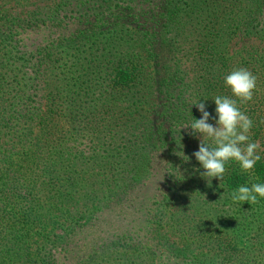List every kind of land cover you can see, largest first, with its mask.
Returning a JSON list of instances; mask_svg holds the SVG:
<instances>
[{
  "label": "trees",
  "instance_id": "16d2710c",
  "mask_svg": "<svg viewBox=\"0 0 264 264\" xmlns=\"http://www.w3.org/2000/svg\"><path fill=\"white\" fill-rule=\"evenodd\" d=\"M238 67L262 159L209 185L181 126ZM257 182L264 0H0V264H264Z\"/></svg>",
  "mask_w": 264,
  "mask_h": 264
},
{
  "label": "clouds",
  "instance_id": "9594fccd",
  "mask_svg": "<svg viewBox=\"0 0 264 264\" xmlns=\"http://www.w3.org/2000/svg\"><path fill=\"white\" fill-rule=\"evenodd\" d=\"M223 80L232 95H216L212 98L215 115L207 110L203 100H194L192 106L198 109L200 116L192 117L190 108L191 122L181 126V129H190V135L199 134L198 148L192 156L203 169L200 175L208 178L206 181L209 185L212 178L221 182L226 165L232 162L238 163L241 171L250 173L262 159L260 144L251 140L249 135L253 120L237 106V99L241 104L252 100L256 76L249 69L238 67L228 72ZM210 119L214 123H209ZM177 154L184 161L190 159L182 150ZM229 196L233 202L255 203L258 198H264V182L252 183L251 186L241 184L231 190Z\"/></svg>",
  "mask_w": 264,
  "mask_h": 264
},
{
  "label": "rangeland",
  "instance_id": "374dc122",
  "mask_svg": "<svg viewBox=\"0 0 264 264\" xmlns=\"http://www.w3.org/2000/svg\"><path fill=\"white\" fill-rule=\"evenodd\" d=\"M230 201L232 202V203H230V205H231L232 207H234V205H236V204L238 203V201H237V202H233V201L231 200V198H230ZM238 210H239V209L234 208V209L231 210V212H232V214H233L234 216H237V215H238Z\"/></svg>",
  "mask_w": 264,
  "mask_h": 264
}]
</instances>
